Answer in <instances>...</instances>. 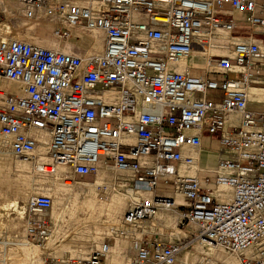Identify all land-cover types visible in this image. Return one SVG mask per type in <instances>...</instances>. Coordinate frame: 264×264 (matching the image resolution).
Returning a JSON list of instances; mask_svg holds the SVG:
<instances>
[{
  "label": "built area",
  "instance_id": "1",
  "mask_svg": "<svg viewBox=\"0 0 264 264\" xmlns=\"http://www.w3.org/2000/svg\"><path fill=\"white\" fill-rule=\"evenodd\" d=\"M17 3L11 10L45 22L57 44L0 34V139L39 179L79 187L105 169L129 197L85 259L45 250L42 264H104L117 239L129 264H182L185 251L186 264H264V109L250 108L264 101L248 96L260 88L264 97V0ZM92 34L98 52L60 49ZM218 48L205 72L189 65ZM203 149L215 151L213 169L199 165ZM96 187L107 203L111 184ZM52 204L45 194L27 200L22 244H46ZM159 211L176 215L182 237L151 226ZM16 245L0 241V264Z\"/></svg>",
  "mask_w": 264,
  "mask_h": 264
},
{
  "label": "rangeland",
  "instance_id": "2",
  "mask_svg": "<svg viewBox=\"0 0 264 264\" xmlns=\"http://www.w3.org/2000/svg\"><path fill=\"white\" fill-rule=\"evenodd\" d=\"M12 1V0H9ZM8 5V6H7ZM8 8H4L0 5V34L4 35L3 26L9 27V34L7 37L14 39L24 40L32 42L44 47L56 46V42L51 38L50 31L43 21H28L23 19L21 13L11 10L9 4H6ZM12 6V4L10 5ZM93 42L90 40L82 44L71 43L73 49L79 51H87L89 45ZM69 43H61L60 47H64ZM196 63L201 64L199 60H195ZM231 77V76H230ZM8 88V86H7ZM256 110L259 108L255 107ZM261 110V109H259ZM1 142V139H0ZM0 151H2L0 149ZM204 154L209 155L211 159H215L214 154L206 149L202 150ZM24 163L15 158L12 154L0 153V206L5 202L16 200L19 205H24L27 200L37 193L46 190L48 195L52 198L54 206L59 209L61 202L67 203L65 209L64 222L61 224L59 233L54 239V248L49 250L52 257L65 261L67 259H74L76 256L70 252L71 249L82 250L83 248L78 243L81 239H85L88 236L89 231L92 232L93 228H86L87 226H97L101 234L109 225H118V220L123 215V212L127 206V200H121L115 205V198L118 193H125V189L117 187V191H112L115 185L111 180L107 178H101V183H109V200L107 203H100L97 201V187L95 183L98 182L100 175L89 176L81 179V184L93 185L90 187H67L64 186L57 178L39 179L33 175L28 166H24ZM116 180H121L120 176H116ZM68 184V183H67ZM45 191V192H46ZM94 206V208H93ZM110 207V208H108ZM108 208V209H107ZM58 211V210H57ZM116 211V212H115ZM2 211L0 210V213ZM7 214L0 217V241L6 242L12 240L17 245L21 243L25 232V220L20 219L15 211L9 210ZM52 212H49L51 216ZM110 215V220L108 216ZM23 216V215H22ZM86 221V223L84 222ZM163 234L167 235L168 230L163 228ZM66 242L69 246L65 245ZM125 245L129 246L123 241ZM93 245L86 247L85 257L89 254ZM196 252L201 251L198 245L194 246ZM190 257L193 252L186 251ZM43 257V255H40ZM125 252L118 254V256L111 255L106 259L105 264H127ZM189 257V258H190ZM227 262H229L227 260ZM182 257V264H184ZM9 264V263H8ZM181 264V263H180ZM186 264V263H185ZM229 264H231L229 262Z\"/></svg>",
  "mask_w": 264,
  "mask_h": 264
},
{
  "label": "crops",
  "instance_id": "3",
  "mask_svg": "<svg viewBox=\"0 0 264 264\" xmlns=\"http://www.w3.org/2000/svg\"><path fill=\"white\" fill-rule=\"evenodd\" d=\"M11 4L14 5L15 7L18 6L17 0L10 1L9 5H11ZM3 5L5 6V4H3ZM237 16L240 17V15H238V14H237ZM91 40H93V42H91V44L89 45L87 51H85L88 54L93 53V52H98L101 49V46H102L101 45V41L99 40V38L95 34H92ZM225 42H226L225 39H220L219 40V44H221V45H224ZM70 44L71 43L65 45L64 47H60V49L63 50V51L69 50V51L73 52L74 51L73 46L70 45ZM218 50H220V49L219 48L215 49V50L211 49V50H207V51H204V52L195 53L194 54V58L190 61L189 65H191L193 67V69H195V71L199 70V71L204 72L205 67L207 65L206 62H204L205 61V56H208V54H211V53H218V52L221 53ZM206 52H207V54H206ZM195 60H199L201 62V64L196 63ZM181 64L182 65H187L188 63L187 62H181L180 66H181ZM248 93H249V95H250V97L252 99H259V98H261V95L263 94V91H261V90L257 91V90H252L251 89V90L248 91ZM262 100L264 101V97H263ZM262 100H260L258 102H261ZM254 102H257V101H254ZM255 107H257V108H259L261 110L264 109V105H261V104L258 105V104H255V103H251L250 108L252 110H256ZM35 135L43 138V134L41 132H37V133L35 132ZM0 149L2 151H9L8 150V143H7L6 140L1 139ZM208 151H213V150H208ZM213 152L215 153V151H213ZM215 161H216V153H215V159H212V160H210V159H201V160H199V165L201 167L206 168V169L214 168ZM98 175H100V178L98 179V182L95 183L96 185H98V184L100 185V183L102 181L101 178H107V179L111 180V182H113L114 176L111 175L105 169L99 170ZM77 186H75V187H77ZM69 187H71V186H69ZM79 187H81V186H79ZM45 191L46 190H43V191H41V193H43V194L47 193V191L46 192ZM7 203H9V204H17V206H21V205L18 204V202L16 200L5 202V204H7ZM57 210H58L57 206H54V203H53V208L51 209V212H52L51 221H52V224H53V226L55 228L54 239L56 238V235L59 233V230L61 228V224L64 222V219H63L61 222L58 223V226L56 225L55 216L59 212V210L58 211ZM63 218H65V215H64ZM108 218L110 219V215L108 216ZM110 220H112V219H110ZM84 222L86 223V221H84ZM118 222H119V220H118ZM175 223H176V218L173 215H171V214H163L162 216H160V219L158 221H156L155 226L159 227L161 230H163V228L167 229L168 230L167 236L170 237L171 239H173V237H178L179 236V232L181 231V230L177 229V227L175 226ZM93 227H94V229H92L93 231L92 232L89 231L88 236L85 239H81L78 242L81 245V247L83 248L82 250H75V249L73 250V249L70 248V252L74 253V255L77 258H83V259L85 258V254H84L85 250L84 249L86 247L88 248V246H91V245H93V247L94 246H98V244H99L98 239H101V231H100V229L97 226H87L86 225V228H93ZM68 243H70V242H66L65 245L69 246ZM53 249H55L54 246L50 250H53ZM122 252H125V254L127 256L126 257L127 264H129V257L128 256H129V253H130V247L125 245V243H123L122 240L121 241L117 240L111 245V251H110L109 255L107 256V258L110 257L112 254L115 255V256H118V254H120ZM105 262H106V260H105Z\"/></svg>",
  "mask_w": 264,
  "mask_h": 264
},
{
  "label": "bare ground",
  "instance_id": "4",
  "mask_svg": "<svg viewBox=\"0 0 264 264\" xmlns=\"http://www.w3.org/2000/svg\"><path fill=\"white\" fill-rule=\"evenodd\" d=\"M0 1H2V4H9V0H0ZM3 29H4V35H2V37L3 38H7V39H14V38H12V37H7V35L9 34V27L8 26H3L2 27ZM19 40V39H18ZM93 44V43H92ZM99 48V47H98ZM63 51V50H62ZM64 52H71V51H69V50H66V51H64ZM206 54H207V52H206ZM209 55V54H208ZM206 57L207 56H205V61L204 62H206V64H207V59H206ZM207 69H209V67H208V65H206V67H205V70H204V72L207 70ZM8 86V88L9 89H11V90H13V91H15V92H19V90H20V86L19 85H17V84H14V83H12V84H9V85H7ZM249 90H251V89H249ZM248 90V91H249ZM252 90H261L262 91V89H260V88H258V89H252ZM248 96H249V99L251 100V101H260V100H262L263 99V94L261 95V98H259V99H252L251 97H250V95H249V93H248ZM8 150H9V146H8ZM213 154H214V156H215V153L213 152V151H211ZM0 153H7V154H11L10 153V151H0ZM201 159H210V160H212L210 157H209V155H206V154H204V152L203 151H200V153H199V160H201ZM24 163V162H23ZM209 163V162H208ZM212 163V162H211ZM25 167L26 166H28L26 163H24L23 164ZM211 165V164H210ZM213 165V164H212ZM209 169H213V168H209ZM119 174V173H118ZM111 175H113L114 176V178H113V184L116 182V176H118L117 174H115L114 172L113 173H111ZM120 175H122V174H120ZM73 187H75V186H77V184H73L72 185ZM79 186H81V187H88L89 189H91L90 187H92L93 188V185H85V184H80ZM80 187V188H81ZM113 191H117V188H116V186H115V188H113ZM37 194H40V193H37ZM127 199H129V197L127 196V195H125V194H123V193H118L117 194V196H116V198L114 199L115 201V205H117L118 206V204H121V203H119L121 200H127ZM67 205V203H65L64 201H62L61 202V206H60V208L58 209L59 210V212H58V214L55 216V223H56V225L58 226V223L59 222H61L64 218V215H65V209H66V206ZM23 206L24 205H21V206H17V204H9V203H7V204H2L1 206H0V210L2 211L1 213H0V217H3L4 215H6L7 213L6 212H8L9 210H12V211H15L16 213H17V215L19 216V218L20 219H22L23 218V216H22V209H23ZM52 208H53V204H52ZM93 208H94V206H93ZM108 208H110V207H108ZM107 208V209H108ZM111 209V208H110ZM116 212V211H115ZM163 214H171V215H173L175 218H176V223H177V217H176V215L175 214H173L172 212H170V211H159V212H157L156 214H155V216L153 217V219H152V221H151V226H155V223H156V221H158L159 219H160V216H162ZM176 223H175V226H176ZM56 226V227H57ZM177 227V226H176ZM177 229H179V228H177ZM180 230V229H179ZM52 233H51V236L49 237V239H48V241L46 242V244H41V245H37V246H28V245H25V244H22V242L21 243H18V246H17V248H14V249H12L11 250V255H10V258H9V264H42V257H40V255L41 254H43V252L45 251V250H50L52 247H53V245H54V233H55V228H54V226H53V229H52ZM183 232L182 231H180L179 232V236L177 237V238H179V237H182L183 236ZM100 240L101 239H98V242L100 243ZM118 240V239H117ZM117 240H115V241H117ZM121 241V240H120ZM99 245V244H98ZM195 246V245H194ZM129 257V256H128ZM189 257H190V255H189V253L188 252H184L183 253V260H184V262L185 263H187L188 262V260H189ZM86 258V257H85ZM84 258V259H85ZM231 264H233V259L232 258H228L227 259ZM229 262H227V264H229ZM184 263V264H185Z\"/></svg>",
  "mask_w": 264,
  "mask_h": 264
}]
</instances>
